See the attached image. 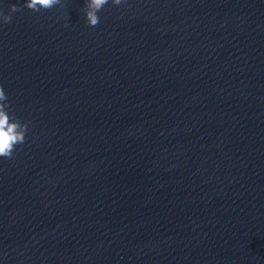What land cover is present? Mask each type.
<instances>
[{
    "label": "clouds",
    "instance_id": "9594fccd",
    "mask_svg": "<svg viewBox=\"0 0 264 264\" xmlns=\"http://www.w3.org/2000/svg\"><path fill=\"white\" fill-rule=\"evenodd\" d=\"M111 2L118 6L124 0H111ZM108 3L109 0H86L85 18L90 27H95L100 23L98 13ZM57 5L62 6V0H25L23 7L33 12H39L41 9L49 10ZM21 10V6L11 4L9 5V14H4L3 11H0V20L4 24H9L12 21L11 13ZM65 26L67 27V25ZM9 108L8 97L3 86L0 85V157L4 158H12L16 146L25 142L28 124L30 123V121L22 123L16 118L14 113L10 114Z\"/></svg>",
    "mask_w": 264,
    "mask_h": 264
}]
</instances>
